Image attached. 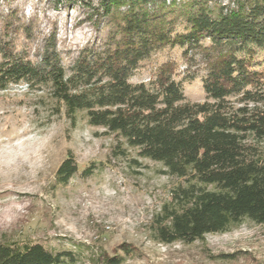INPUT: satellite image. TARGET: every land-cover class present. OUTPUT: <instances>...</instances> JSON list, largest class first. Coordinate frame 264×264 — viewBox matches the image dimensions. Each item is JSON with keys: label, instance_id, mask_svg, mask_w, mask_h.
<instances>
[{"label": "trees", "instance_id": "obj_1", "mask_svg": "<svg viewBox=\"0 0 264 264\" xmlns=\"http://www.w3.org/2000/svg\"><path fill=\"white\" fill-rule=\"evenodd\" d=\"M0 0V91H45L71 124L79 116L122 140L137 156L183 179L153 218V241L191 245L243 221L264 225V0H65L85 12L94 40L68 65L56 30H37ZM54 8L61 0H52ZM180 51L153 66L164 50ZM69 54V53H68ZM69 54V55H70ZM185 74L179 76V64ZM147 82L131 80L142 71ZM199 78L204 101L183 85ZM77 173L68 156L55 174ZM90 174L89 170L82 173ZM121 253L130 255L129 246ZM100 253L96 264H122ZM71 252L37 243H0V264H75Z\"/></svg>", "mask_w": 264, "mask_h": 264}, {"label": "rangeland", "instance_id": "obj_2", "mask_svg": "<svg viewBox=\"0 0 264 264\" xmlns=\"http://www.w3.org/2000/svg\"><path fill=\"white\" fill-rule=\"evenodd\" d=\"M7 4L26 19L36 17L43 36L56 30L65 65L97 32L84 22V10L65 0L57 8L52 0H7L2 7ZM179 56L177 49L164 50L153 66ZM179 65L177 80L185 74ZM148 78L144 70L131 82ZM183 95L186 102L202 103L200 79L185 83ZM257 147L264 153V142ZM68 156L77 173L65 187H55L56 171ZM183 185L116 136L88 126L82 115L71 124L47 92L22 84L0 91V243L71 252L75 264H96L100 253H120L122 264H264V225L249 221L191 245L153 241V218ZM122 245L132 253H121Z\"/></svg>", "mask_w": 264, "mask_h": 264}]
</instances>
